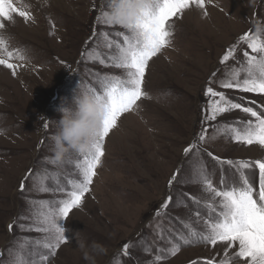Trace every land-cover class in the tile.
Instances as JSON below:
<instances>
[{
	"label": "rangeland",
	"instance_id": "rangeland-1",
	"mask_svg": "<svg viewBox=\"0 0 264 264\" xmlns=\"http://www.w3.org/2000/svg\"><path fill=\"white\" fill-rule=\"evenodd\" d=\"M12 4L29 12L31 19L18 12L12 13L11 20L0 17L4 24L0 37L9 51L24 57L10 60L19 65L16 75L0 66V129H4L0 135V264H89L78 247L81 237L106 248L104 255L96 257V264H204L206 259L222 258L223 245L214 248L201 243L181 246L176 255L155 261L161 250L170 251L174 238L187 235L185 224L203 231L197 212L207 218L202 205L209 198L192 182L193 169L201 160L195 150L186 157L184 149L201 130L210 75L216 73L212 86L235 102L264 104L259 94L225 90L218 83L239 67L236 61L220 63L230 46H237V61L244 51L251 52L238 37L249 30L255 33L258 25L264 27V0H206L205 9L193 6L175 20L171 45L150 61L146 71L148 97L138 102L135 111L123 114L106 137L102 164L90 191L61 221L68 241L46 261H42L49 252L44 247L46 234L37 230L42 227L39 202L48 201L47 208H51L65 198L72 187L69 181L78 180L76 165L83 156L70 153L60 163L49 159L60 109L72 103L78 85L102 92L105 80L123 76L115 66L118 50L108 42L122 44L123 36L116 33L127 31L97 20L105 0H12ZM97 53L103 64L94 58ZM242 119L245 114L236 110L221 115L213 125ZM46 123L49 128L43 126ZM204 147L223 159H264V148L258 144L237 143L224 135ZM201 158L213 172L212 163L208 164L211 157L201 153ZM177 169L179 175L170 187L168 182ZM42 176L47 177L43 185L49 191L39 190ZM217 176L215 171L218 185ZM169 195L173 200L161 210ZM125 243L130 247L127 256Z\"/></svg>",
	"mask_w": 264,
	"mask_h": 264
},
{
	"label": "snow or ice",
	"instance_id": "snow-or-ice-1",
	"mask_svg": "<svg viewBox=\"0 0 264 264\" xmlns=\"http://www.w3.org/2000/svg\"><path fill=\"white\" fill-rule=\"evenodd\" d=\"M115 2L116 0H105L101 14L97 17L100 23L116 25L108 21V11L103 10L113 7ZM193 6L205 9L206 0H144L135 21L127 27L121 26L127 34L116 33L117 36H123V43L108 42L109 47L115 44L118 50V56L114 58L115 66L123 71V76H113L105 80L102 92L90 90L97 100L106 106L107 116L94 142L93 151L84 154L82 161L76 165L78 180L69 181L72 185L71 190L65 193V198L60 200L57 206L47 208L48 201L39 202L42 210L38 213V221L42 227L37 230L46 234L44 247L49 250L48 255L42 257V261L54 256L56 250L68 241L61 221L83 203L85 194L90 191V185L97 174L96 170L102 164L106 137L118 126L123 114L135 111L139 106L138 102L148 97L144 83L150 61L171 45L175 20L182 18L183 13ZM13 12H18L26 20L31 19L30 13L14 7L12 0H0V17L11 20ZM204 14L207 15V12ZM3 27L4 24L0 22V29ZM238 41L245 42L251 52L244 51L242 60L237 61L236 44L227 49L220 63L227 65L230 61H236L239 67L233 68L224 79L219 80V86L225 90H238L240 93L259 94L264 97V36L257 27L255 33L249 30L240 35ZM13 56L24 59L18 52L9 51L6 41L0 37V66L11 69L12 74L16 75L19 65L10 62ZM94 58L100 59V54L97 53ZM104 62L100 59L101 64ZM215 77L216 73L213 72L209 77V86L205 90V95L209 99L201 121V130L195 134L193 142L184 149L186 157L195 150L196 157L201 160L193 169L192 182L199 184L202 192L209 198L208 202L202 205L207 209V218L201 216L200 212L196 213L197 221L202 223L204 228L203 231H198L191 224H185L187 235L181 233L178 238H174L170 251L161 250L155 256L157 262L167 259L169 255H176L181 246L202 243L214 248L218 245L224 246L222 258L206 259L204 264H235L237 261L240 264H264V159L254 161L223 159L204 147L205 144H210L220 135H224L237 143L258 144L264 148V104L257 106L255 100L249 101L251 106L235 102L225 91H217L212 86ZM240 100L243 101L244 97L241 96ZM236 110L245 114V119L214 127L213 122H216L218 117ZM43 126L50 127L47 123ZM213 127V134L208 135L209 128ZM201 153L211 157L221 173L225 166L234 169L238 174L237 178L229 182L222 174L219 184L214 183L215 171H208L202 162ZM257 169L258 185L254 186ZM179 172L180 169H177V172L173 173L168 182L170 187L177 180ZM27 178L21 181L22 191L25 190L24 180ZM46 178L39 177L40 191H49L43 185ZM57 190L64 192V188ZM172 200L173 197L169 195L162 203L161 210L167 209ZM193 200L200 203L195 198ZM161 214V211L157 212V216ZM8 227L11 230L13 225L9 224ZM123 249L127 256L130 252L129 244L125 243ZM193 264L197 262L194 261Z\"/></svg>",
	"mask_w": 264,
	"mask_h": 264
},
{
	"label": "clouds",
	"instance_id": "clouds-1",
	"mask_svg": "<svg viewBox=\"0 0 264 264\" xmlns=\"http://www.w3.org/2000/svg\"><path fill=\"white\" fill-rule=\"evenodd\" d=\"M144 0H116L115 5L108 9L110 23L127 27L139 16ZM259 27L264 31V27ZM61 118L57 122V129L52 140L51 162L60 163L70 153L88 154L93 151L94 142L103 127L107 116L106 106L97 100L95 94L80 88L72 103L60 109ZM4 129H0V135ZM78 247L83 258L89 264H96V257L104 255L106 248L97 241L88 242L86 238H79Z\"/></svg>",
	"mask_w": 264,
	"mask_h": 264
},
{
	"label": "trees",
	"instance_id": "trees-1",
	"mask_svg": "<svg viewBox=\"0 0 264 264\" xmlns=\"http://www.w3.org/2000/svg\"><path fill=\"white\" fill-rule=\"evenodd\" d=\"M216 155V154H215ZM217 156V155H216ZM225 159V158H224ZM229 159H234V158H229ZM234 160H237V159H234ZM241 160V159H240ZM243 160V159H242ZM249 160V159H248ZM254 160H257V159H252V161H254ZM210 163H212V170L213 171H217L218 172V176H217V178H218V180H220V177H221V175L223 174L224 176H226L227 177V179H228V181L229 182H232L234 179L233 178H237V176H238V174H236L235 173V171H234V169H231V168H229L228 166H225L224 167V171H223V173H221V171H220V169H219V167L216 165V163H215V161L214 160H211L208 164H210ZM230 170V172H228V170ZM258 170V169H257ZM232 173H234V175H235V177H228V175H230V174H232ZM255 181H256V185H254V186H257L258 185V175H256V178L254 179ZM188 200H191V197L189 198L188 197ZM14 221V220H13ZM136 264H139L137 261H136ZM235 264H240V263H235Z\"/></svg>",
	"mask_w": 264,
	"mask_h": 264
}]
</instances>
